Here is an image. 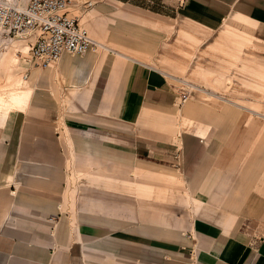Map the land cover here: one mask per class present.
<instances>
[{
  "label": "crops",
  "instance_id": "obj_1",
  "mask_svg": "<svg viewBox=\"0 0 264 264\" xmlns=\"http://www.w3.org/2000/svg\"><path fill=\"white\" fill-rule=\"evenodd\" d=\"M112 1L208 30L236 26L263 49L257 57L264 63V0ZM88 54L62 55L52 69L21 67L39 88L10 119L3 141L0 264H80L89 249L101 251L104 263L264 264V114H217L219 124L209 125L183 112L175 132V86L165 74L134 59L115 66ZM61 91L73 106L63 114L66 135L56 127ZM141 115L165 123L166 132L133 131ZM95 156L165 172L198 200L196 213L182 208L160 222L142 206L133 215L84 209L74 224L68 177Z\"/></svg>",
  "mask_w": 264,
  "mask_h": 264
},
{
  "label": "rangeland",
  "instance_id": "obj_2",
  "mask_svg": "<svg viewBox=\"0 0 264 264\" xmlns=\"http://www.w3.org/2000/svg\"><path fill=\"white\" fill-rule=\"evenodd\" d=\"M16 1L21 6L27 2ZM67 13L101 45L96 53L88 55L102 61L112 59L115 66L127 63L126 58L134 59L161 71L176 90L182 87L180 80L193 86L183 102L175 91V132L183 123L179 121L183 112L206 120L209 125L219 124L217 114L249 110L264 114V63L257 57L263 49L246 31L227 23L208 30L181 17L145 16L112 0H69ZM15 42L8 45L0 42V155L10 119L28 108L30 98L39 88L38 80L23 78L21 67L28 64L26 42ZM23 45L24 51L20 50ZM56 63L46 69L54 68ZM46 91L51 93L49 88ZM72 92L74 89L68 97ZM61 97L56 127L66 135L63 114H69L73 106L63 92ZM136 125L164 132L167 128L162 121L146 115L130 125L133 131ZM84 160V167L79 164L73 176L70 169L68 177L71 185L74 182V224L77 213L84 209L101 212L103 208H120L133 215L135 208L142 206L144 212H151L160 222L174 219L182 208L181 213L189 217L198 209V200L190 199L185 186L165 172L142 171L135 169L133 163L119 164L113 158L110 162L97 156ZM89 250L90 255H80V264H117L108 260L104 263L101 251Z\"/></svg>",
  "mask_w": 264,
  "mask_h": 264
},
{
  "label": "built area",
  "instance_id": "obj_3",
  "mask_svg": "<svg viewBox=\"0 0 264 264\" xmlns=\"http://www.w3.org/2000/svg\"><path fill=\"white\" fill-rule=\"evenodd\" d=\"M68 4L69 0H27L23 6H17L0 1V38L27 40V63L41 69L57 62L62 55L81 57L96 53L101 45L79 27L75 17L68 16ZM179 83L182 87H175V91L183 102L193 86L183 80Z\"/></svg>",
  "mask_w": 264,
  "mask_h": 264
},
{
  "label": "bare ground",
  "instance_id": "obj_4",
  "mask_svg": "<svg viewBox=\"0 0 264 264\" xmlns=\"http://www.w3.org/2000/svg\"><path fill=\"white\" fill-rule=\"evenodd\" d=\"M7 2H4V3H6V4H13V5H17V6H21L22 5V3H20V2H17L16 0H6ZM26 0H24V2H25ZM3 2V1H2ZM16 40H1L0 39V42H6V45H8V44H10V43H16L15 42ZM18 41H27V40H18ZM20 50H26V47H24V45H23V48L22 49H20ZM22 51V52H23Z\"/></svg>",
  "mask_w": 264,
  "mask_h": 264
}]
</instances>
